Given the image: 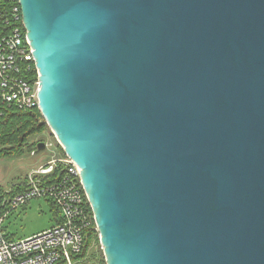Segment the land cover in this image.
Returning <instances> with one entry per match:
<instances>
[{"label": "water", "instance_id": "water-1", "mask_svg": "<svg viewBox=\"0 0 264 264\" xmlns=\"http://www.w3.org/2000/svg\"><path fill=\"white\" fill-rule=\"evenodd\" d=\"M19 5L105 264H264V0Z\"/></svg>", "mask_w": 264, "mask_h": 264}, {"label": "built area", "instance_id": "built-area-1", "mask_svg": "<svg viewBox=\"0 0 264 264\" xmlns=\"http://www.w3.org/2000/svg\"><path fill=\"white\" fill-rule=\"evenodd\" d=\"M32 53L19 0H0V116L8 109H38V73ZM58 165L64 168L63 173L54 183L43 185L39 176L51 175ZM79 173L66 156L30 173L27 189L12 197L5 213L39 198L58 210L60 222L30 238L14 241L3 231L6 214H1L0 264H76L87 232L93 229L98 234Z\"/></svg>", "mask_w": 264, "mask_h": 264}, {"label": "rangeland", "instance_id": "rangeland-1", "mask_svg": "<svg viewBox=\"0 0 264 264\" xmlns=\"http://www.w3.org/2000/svg\"><path fill=\"white\" fill-rule=\"evenodd\" d=\"M30 143H43L45 149L32 153L25 151L21 156L0 158V190L4 192L0 205L2 204L1 206L4 207V213L12 199V197L7 195L12 187L25 186L26 188L28 176L31 172L53 159L63 157L60 146L48 127L42 134L32 137ZM5 214L3 231L7 237L14 241L30 238L50 229L55 226L57 218L56 211L50 206L49 202L39 198L31 199L24 205L17 207L13 211H7ZM100 250V244H94L90 251L100 255L102 252ZM85 264H97V260L91 257L90 260H86Z\"/></svg>", "mask_w": 264, "mask_h": 264}, {"label": "trees", "instance_id": "trees-1", "mask_svg": "<svg viewBox=\"0 0 264 264\" xmlns=\"http://www.w3.org/2000/svg\"><path fill=\"white\" fill-rule=\"evenodd\" d=\"M46 128V124L41 118L38 109L30 111L5 110L3 115L0 116V158L21 156L25 151H29L30 153L37 151L38 144L30 143V139L42 134ZM60 150L61 155L64 157L65 155L61 148ZM63 169L61 165H58L51 175L39 176V180L43 185L52 184L63 173ZM26 189L27 187L25 188V186H14L7 195L13 197L23 193ZM3 194V190H0V203L3 199ZM49 204L56 211L57 218L55 224H58L60 222L59 212L50 202ZM3 209L4 207L1 206L0 215L4 214ZM87 209L91 213L88 205ZM9 239L12 240L11 238ZM94 244L99 245L98 234L91 229L86 234L83 249L76 258V264H85L86 260H90L91 257L97 260V264H105L102 252L100 255H97L96 253H92L94 251H90Z\"/></svg>", "mask_w": 264, "mask_h": 264}]
</instances>
